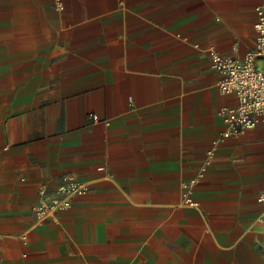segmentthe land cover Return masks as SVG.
<instances>
[{"label": "crops", "instance_id": "obj_1", "mask_svg": "<svg viewBox=\"0 0 264 264\" xmlns=\"http://www.w3.org/2000/svg\"><path fill=\"white\" fill-rule=\"evenodd\" d=\"M258 5L0 0V264H264V121L214 145L210 58L255 50ZM65 177L88 192L39 222Z\"/></svg>", "mask_w": 264, "mask_h": 264}, {"label": "built area", "instance_id": "obj_2", "mask_svg": "<svg viewBox=\"0 0 264 264\" xmlns=\"http://www.w3.org/2000/svg\"><path fill=\"white\" fill-rule=\"evenodd\" d=\"M59 1V0H58ZM58 8H61L59 4ZM257 22L254 29L258 34L255 50L248 53L244 60L221 56L213 49L210 58L215 69L221 75L218 86L222 93L231 94L237 100V107L223 108L220 115L224 118L226 128L221 136L214 141L218 145L230 138H239L247 131L256 128L260 121H264V67L259 66V61L264 60V5L255 8ZM212 157L213 150L209 151ZM195 182H192L193 184ZM185 201L188 205H196L189 197L191 185L185 187ZM88 187L71 177H65L57 188V195H51L46 186L39 190L38 200L33 211L39 222L46 219L57 220L59 211L70 208L73 203L71 198L84 195ZM259 203L264 208V192L259 196ZM264 221V211L261 215Z\"/></svg>", "mask_w": 264, "mask_h": 264}]
</instances>
